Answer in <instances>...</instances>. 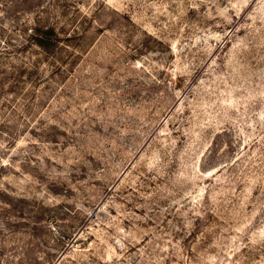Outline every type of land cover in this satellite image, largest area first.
I'll return each mask as SVG.
<instances>
[{
  "label": "rangeland",
  "instance_id": "rangeland-1",
  "mask_svg": "<svg viewBox=\"0 0 264 264\" xmlns=\"http://www.w3.org/2000/svg\"><path fill=\"white\" fill-rule=\"evenodd\" d=\"M0 264H264V0H0Z\"/></svg>",
  "mask_w": 264,
  "mask_h": 264
},
{
  "label": "trees",
  "instance_id": "trees-1",
  "mask_svg": "<svg viewBox=\"0 0 264 264\" xmlns=\"http://www.w3.org/2000/svg\"><path fill=\"white\" fill-rule=\"evenodd\" d=\"M30 33L34 44L42 49L48 48L58 39L52 27L36 26Z\"/></svg>",
  "mask_w": 264,
  "mask_h": 264
}]
</instances>
